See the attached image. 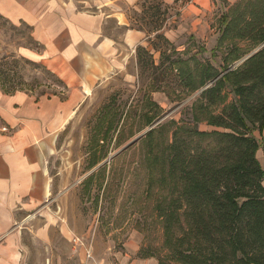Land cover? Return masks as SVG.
<instances>
[{"label": "trees", "instance_id": "trees-1", "mask_svg": "<svg viewBox=\"0 0 264 264\" xmlns=\"http://www.w3.org/2000/svg\"><path fill=\"white\" fill-rule=\"evenodd\" d=\"M180 10L173 14L166 0H141V9L133 10L125 26L146 34L148 44L136 47L141 75L160 73L145 93L147 125L162 113L152 93L171 79L181 87L180 100L197 93L187 116L160 126L161 140L156 128L143 136L150 146L146 192L154 196L164 245L159 253L143 246L140 255L156 256L160 264H264V166L257 157L259 140L250 131L254 124L264 133V0L225 2L219 42L227 45L231 63L243 58L234 68L219 69L178 49L166 30L176 25ZM21 62L59 81L40 63L7 54L0 56L6 92L23 89ZM202 124L210 128L201 129Z\"/></svg>", "mask_w": 264, "mask_h": 264}, {"label": "rangeland", "instance_id": "rangeland-1", "mask_svg": "<svg viewBox=\"0 0 264 264\" xmlns=\"http://www.w3.org/2000/svg\"><path fill=\"white\" fill-rule=\"evenodd\" d=\"M74 1L79 7L102 15L105 18V34L113 37L126 55L129 54L123 44L127 28L118 21L129 25L128 16L134 15V9H141V0ZM166 1L172 5L173 14L184 6L182 0ZM222 9L203 15L206 19L201 23H197L201 16L179 19L178 29L168 32L170 40L179 50L188 52L185 56L197 54L200 58L209 59L219 69L230 64L229 68L238 66L243 58L231 63L227 45L219 42ZM147 44L146 41L144 45ZM35 45L29 25L13 23L0 14V56L15 54L22 57L19 49ZM156 58L159 63L158 53ZM17 69L25 82L23 88L56 81L42 68L29 63L21 62ZM157 74L160 75L159 70L156 73L145 70L141 75L135 52L126 69H113L91 91L61 135L55 153L49 157L53 207L69 219L80 237H73L72 243L68 244L58 234L55 235L50 255L61 257V264H99L96 260L113 258L112 253L123 248L133 230L142 232L146 250L163 251L164 228L154 210V196L146 192L145 156L150 146L149 138L143 136L153 125L158 130L157 134L162 124L187 116L188 107L197 93L180 100L177 94L181 87L171 79L164 90L152 93L153 99L161 105L162 113L151 125H147L143 117L148 112L144 108L147 101L145 93L151 89L153 77ZM230 97H234L232 93ZM108 127L111 130L106 132ZM200 128L210 127L202 124ZM250 131L259 140L257 157L264 166V133L254 124H250ZM137 136L141 138L136 143L110 158ZM156 137L157 140L162 139L160 134ZM94 163L97 164L92 166ZM74 243L86 248L85 262L81 261L72 245ZM29 247V264H44L49 254L45 245L30 239ZM88 252H91L90 257Z\"/></svg>", "mask_w": 264, "mask_h": 264}, {"label": "crops", "instance_id": "crops-1", "mask_svg": "<svg viewBox=\"0 0 264 264\" xmlns=\"http://www.w3.org/2000/svg\"><path fill=\"white\" fill-rule=\"evenodd\" d=\"M235 1L191 0L181 8L178 20L201 16L197 20L201 23L206 19L203 15ZM0 14L31 27L36 45L22 47L19 55L40 63L59 78L12 93L0 83V264H29L30 239L49 250L44 264H61V257L50 255L55 235L68 244L77 235L69 219L53 207L48 159L91 91L113 69H126L136 47L146 42V34L126 29V55L120 44L105 34V18L79 7L74 0H0ZM178 20L166 30L167 36L178 29ZM143 239L141 231L133 230L123 248L112 253L113 258L96 261L160 264L156 256L140 255ZM72 245L84 261L86 248Z\"/></svg>", "mask_w": 264, "mask_h": 264}, {"label": "water", "instance_id": "water-1", "mask_svg": "<svg viewBox=\"0 0 264 264\" xmlns=\"http://www.w3.org/2000/svg\"><path fill=\"white\" fill-rule=\"evenodd\" d=\"M160 121H161V119L158 120V121L155 123V125L158 124ZM152 128H154V125H153L152 127H150L148 130H146V133H147L149 130H151ZM140 138H141V136H137V137H135L133 140H131L129 143H127L125 146H123L118 152H116L115 154H112V155L110 156V158H113L115 155L117 156V155L120 154L123 150L127 149L128 147H130L131 145H133L134 143H136ZM110 158H109V159H110Z\"/></svg>", "mask_w": 264, "mask_h": 264}, {"label": "built area", "instance_id": "built-area-1", "mask_svg": "<svg viewBox=\"0 0 264 264\" xmlns=\"http://www.w3.org/2000/svg\"><path fill=\"white\" fill-rule=\"evenodd\" d=\"M88 254H89V257L91 256V252H88Z\"/></svg>", "mask_w": 264, "mask_h": 264}]
</instances>
